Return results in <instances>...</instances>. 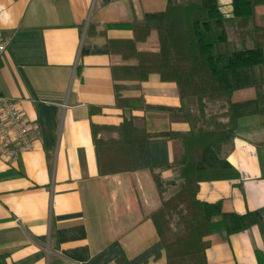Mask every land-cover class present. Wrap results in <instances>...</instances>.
I'll list each match as a JSON object with an SVG mask.
<instances>
[{"label":"crops","instance_id":"1","mask_svg":"<svg viewBox=\"0 0 264 264\" xmlns=\"http://www.w3.org/2000/svg\"><path fill=\"white\" fill-rule=\"evenodd\" d=\"M168 2L0 0V32L9 39L0 57V93L39 124L32 149L13 163L0 156V264H120L121 256L125 264H167L149 218L160 203L149 171L99 174L92 124L122 121L112 68L134 63L102 48L109 39L132 38L129 24ZM218 4L232 15L231 0ZM154 33L137 41V49H158ZM130 82L122 96L184 105L176 83L158 73L136 81L137 87ZM238 124L227 159L239 177L201 181L197 197L220 202L225 211L252 212L255 221L238 232L206 235L208 264H264V124L257 114ZM172 156L170 139L149 142L151 164Z\"/></svg>","mask_w":264,"mask_h":264},{"label":"trees","instance_id":"2","mask_svg":"<svg viewBox=\"0 0 264 264\" xmlns=\"http://www.w3.org/2000/svg\"><path fill=\"white\" fill-rule=\"evenodd\" d=\"M231 3L232 15L225 16L218 0H189L184 5H172L169 0L164 10L145 13L141 20L129 24L132 38L109 39L102 48L134 60L133 64L112 68L115 105L129 108L131 115L137 110L146 122L149 119V127L146 122L143 127L136 126L126 114L117 125L92 124L98 172L134 171L135 153L145 158L142 167L149 171L160 199L149 218L158 235V246L165 249L167 264H208L206 235L238 232L255 221L252 212L225 211L220 202L197 197L201 181L239 177L227 159L239 118L257 114L264 124V0ZM151 30L157 32L158 49H137V41L145 40ZM151 72L158 73L161 80L174 81L179 97L187 104L152 105L138 95L144 107H127L136 96H122L119 82H139ZM243 89H253V94L239 98L237 92ZM217 102L224 111H206L208 104ZM195 103L193 109L191 104ZM101 129L111 130L116 136H97ZM160 137L171 140L172 154L177 140L176 156L165 164L153 165L148 161V145ZM225 144L228 146L223 150ZM163 168H172L175 179H164ZM177 180V190L163 197L165 186ZM172 221L177 226L173 232ZM78 229L83 232L81 226ZM58 232L60 238L65 237V230ZM119 263L125 264L122 256Z\"/></svg>","mask_w":264,"mask_h":264},{"label":"built area","instance_id":"3","mask_svg":"<svg viewBox=\"0 0 264 264\" xmlns=\"http://www.w3.org/2000/svg\"><path fill=\"white\" fill-rule=\"evenodd\" d=\"M8 41L0 32V57ZM38 134V122L27 119L14 98L0 93V156L8 163L15 162L21 151L34 147Z\"/></svg>","mask_w":264,"mask_h":264},{"label":"rangeland","instance_id":"4","mask_svg":"<svg viewBox=\"0 0 264 264\" xmlns=\"http://www.w3.org/2000/svg\"><path fill=\"white\" fill-rule=\"evenodd\" d=\"M189 0H172V5H178V4H181V5H184V4H186L187 2H188ZM152 32H155L156 33V35H157V32L155 31V30H151L150 31V33L148 34V36L152 33ZM154 33V34H155ZM147 36V37H148ZM146 37V38H147ZM157 40H158V37H157ZM231 40H233V38H231ZM236 40V39H235ZM126 81H128V80H126ZM130 83H132L133 85H137V82L136 81H134V83L133 82H130ZM135 86H133V87H135ZM119 93L122 95V93H123V91L126 89V87H128L127 86V84L125 83V81H120L119 82ZM137 87V86H136ZM244 91H241L240 93H238V94H240V95H238L239 97H248V96H250L251 95V92L253 91V89H243ZM246 90H248V91H246ZM244 92H250L249 94H247V93H244ZM134 96H136V98H130L131 99V101H129L127 104H128V106L127 107H130V106H133L134 104H136V106H139V108H141V107H144L143 106V104H142V102H141V100H139L138 101V99L139 98H137V96L138 95H134ZM125 98V97H124ZM236 98V97H235ZM236 99H239V98H236ZM185 101V100H184ZM123 104H125L126 105V103L125 102H122ZM184 104L186 105L187 104V102H184ZM208 106L209 107H207L206 108V111L207 110H209V109H214V110H219L218 112H222V111H224L223 109H224V107H221V106H219V103L217 102V103H210V104H208ZM191 107L194 109L195 107H196V103L195 104H191ZM141 111V110H140ZM131 110L129 109V108H125V114L127 115V117H132L133 118V122L135 123V125L136 126H139V127H143V126H145V122H146V118H145V116H139V114H138V111L137 110H133L132 111V115H131ZM147 113L148 114H151V111H147ZM244 116H246V115H244ZM244 116H241V117H244ZM240 117V118H241ZM152 119H154V118H152ZM157 120V119H156ZM148 121H149V119H147V122H146V124H147V126L149 127V123H148ZM183 126L184 127H186L187 125L186 124H183ZM238 126H239V124H238ZM150 128H153L154 129V126L152 125V127H150ZM237 131V130H236ZM97 136H101L102 138H106V139H108V138H110V137H114V136H116V133L115 132H112L111 130H108V129H101V130H99V132L97 133ZM175 148H174V154H173V156H172V159L173 158H175V156H176V154H175V152L177 151V140L175 141ZM180 143V142H179ZM178 143V144H179ZM227 144H225L224 146H223V150H226L227 149ZM144 162H145V158L142 156V155H138L137 153H135V155H134V164H135V167H136V170H138V171H140V170H144L145 168L144 167H142V165H144ZM165 169H167V170H169L170 172H171V174L170 175H163V177H164V179H166V180H173V179H175V176H176V173H175V171L171 168H165ZM177 182H178V180L177 181H175V184L174 183H172V184H167L165 187H166V189H165V191H164V193H163V197H165V198H167V197H169L171 194H173L176 190H177ZM171 227H172V232L173 231H176L177 230V226L175 225V222L174 221H172V223H171Z\"/></svg>","mask_w":264,"mask_h":264}]
</instances>
